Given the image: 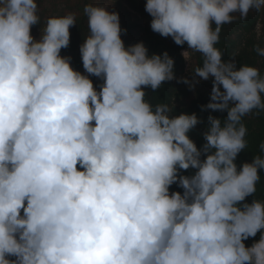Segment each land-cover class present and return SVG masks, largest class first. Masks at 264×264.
Wrapping results in <instances>:
<instances>
[{"label":"clouds","instance_id":"clouds-1","mask_svg":"<svg viewBox=\"0 0 264 264\" xmlns=\"http://www.w3.org/2000/svg\"><path fill=\"white\" fill-rule=\"evenodd\" d=\"M109 8L83 7L86 75L61 55L77 13L42 18L37 0H0V264H264V199L246 202L264 143L251 163H236L244 117L264 113V75L216 47L224 25L264 13V0L146 2L152 31L186 44V60L201 54L194 77L214 78L202 110L227 112L208 116L199 148L197 114L147 99L177 79L174 59L126 46ZM254 51L264 57L260 44ZM178 82L194 90L200 80Z\"/></svg>","mask_w":264,"mask_h":264},{"label":"trees","instance_id":"trees-1","mask_svg":"<svg viewBox=\"0 0 264 264\" xmlns=\"http://www.w3.org/2000/svg\"><path fill=\"white\" fill-rule=\"evenodd\" d=\"M128 2L131 8L145 16L147 21L143 24L142 22L136 23L131 19L120 20L122 29L127 30L126 33H122L121 37L124 40L125 45L131 46L143 42L148 48L150 55H163L164 52H167L175 61V73L177 79L171 82H166L162 88L156 92H152L150 89L146 90L149 93L147 99H149L153 105L158 103L175 105V112L173 115L183 113L197 114L203 123L199 124L196 129L190 133V138L197 144L198 148L202 147L205 143L202 133L206 129L208 116L212 115L220 119H226L227 112L202 110L203 106H206L210 102L211 93L190 90L187 84L178 82L182 78L188 79L187 63L182 53L184 50H188L187 45H176L171 37L165 38L152 31L150 26L152 17L145 10L147 0H128ZM87 3H90L89 0H84L83 7ZM258 22L264 23V13L250 12L247 19L238 20L232 24L224 25L220 41L216 47L222 51L225 60L234 59L237 68L247 64L258 68L262 75H264V57L258 56L254 50L249 52L248 47L254 46L251 38L246 40V44H244L243 40L245 36H253L252 34L255 32ZM41 27L42 25H36L32 28V35L37 40H39L41 36ZM88 32L87 17L83 15L78 18L76 25L70 28V46L61 51L62 56L71 57L72 67L77 71L84 69L80 54V46L84 42ZM68 53H72L73 55L68 56ZM75 54L77 57L74 56ZM191 59L192 64L189 70L193 73V68L202 65L203 57L199 53H192ZM90 78L96 86L102 84V81L99 78L94 76ZM243 122L248 130L246 136L247 148L239 154L236 160L238 167L242 166L245 162L251 163L254 156L261 154L259 146L261 143H264V113L256 114L254 112L244 117ZM192 171L193 170H189L183 172V174L191 175ZM260 174L261 181L257 185V192L254 196H250L246 199L247 203H251L254 198L264 199V170H261ZM170 191H179L183 193V189L176 185H173ZM259 236L260 234L258 233L255 238H249L247 241H244L245 245L250 247L254 242L259 240Z\"/></svg>","mask_w":264,"mask_h":264},{"label":"rangeland","instance_id":"rangeland-1","mask_svg":"<svg viewBox=\"0 0 264 264\" xmlns=\"http://www.w3.org/2000/svg\"><path fill=\"white\" fill-rule=\"evenodd\" d=\"M39 4L41 5V14L43 18H47L49 16H63L68 12H75L78 15V18L82 17L83 14V2L84 0H37ZM90 3H99V4H110V11L118 12L121 19H131L132 21H135L136 23H146V18L138 11L131 8L128 0H89ZM253 36H245L243 38L244 44H246V40L251 38V41L254 43V46L257 44H260L261 47H264V34H262L259 38L256 35V30ZM244 46V45H243ZM253 47H248L249 52H252L254 50ZM188 51V50H184ZM183 51V52H184ZM182 52V53H183ZM72 53H68V56H72ZM77 57V55H74ZM187 63V72H188V79L189 80H197L199 79L200 82L195 84L194 91L201 92L205 91L208 93H212L213 88V79L210 78L208 81H203L201 78L194 77L193 73L190 72L192 59L190 56L189 60H186ZM81 73H84L87 75L84 69L78 70ZM223 90V89H221Z\"/></svg>","mask_w":264,"mask_h":264}]
</instances>
